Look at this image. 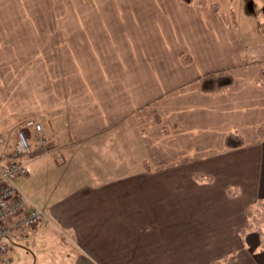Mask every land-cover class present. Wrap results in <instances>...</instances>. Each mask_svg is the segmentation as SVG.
Returning a JSON list of instances; mask_svg holds the SVG:
<instances>
[{"label": "crops", "instance_id": "crops-1", "mask_svg": "<svg viewBox=\"0 0 264 264\" xmlns=\"http://www.w3.org/2000/svg\"><path fill=\"white\" fill-rule=\"evenodd\" d=\"M45 1L0 0V156L28 118L45 141L26 129L16 183L44 219L9 264H264L242 231L264 201V0H79L65 19ZM221 71L232 85L202 91Z\"/></svg>", "mask_w": 264, "mask_h": 264}, {"label": "built area", "instance_id": "built-area-1", "mask_svg": "<svg viewBox=\"0 0 264 264\" xmlns=\"http://www.w3.org/2000/svg\"><path fill=\"white\" fill-rule=\"evenodd\" d=\"M25 128H31L39 134L41 126L33 119L24 122ZM41 147L44 141H37ZM31 152L30 143L23 130L16 135L10 154L0 161V261L9 263L7 255L11 249L12 238L20 231L37 227L44 219L42 209L33 206L20 192L16 180L27 173L21 158Z\"/></svg>", "mask_w": 264, "mask_h": 264}, {"label": "trees", "instance_id": "trees-1", "mask_svg": "<svg viewBox=\"0 0 264 264\" xmlns=\"http://www.w3.org/2000/svg\"><path fill=\"white\" fill-rule=\"evenodd\" d=\"M184 4L209 6L214 12L220 10L217 4L208 3L207 0H181ZM223 19L229 24L234 25L235 19L233 13H221ZM183 56V55H182ZM186 63L187 61L184 60ZM232 76L230 73L221 71L204 76L201 80V89L205 93L218 94L226 91L232 85ZM260 81H264L262 76ZM258 134L264 138V125L258 127ZM26 132V131H25ZM225 146L228 149L239 148L243 145V140L236 132H230L226 135L224 140ZM200 179V178H198ZM247 220L243 233L246 231H255L259 234L260 248H264V201L257 200L253 205L247 209Z\"/></svg>", "mask_w": 264, "mask_h": 264}, {"label": "rangeland", "instance_id": "rangeland-1", "mask_svg": "<svg viewBox=\"0 0 264 264\" xmlns=\"http://www.w3.org/2000/svg\"><path fill=\"white\" fill-rule=\"evenodd\" d=\"M90 2H91V0H83L84 4H90ZM96 3H97V0H96ZM74 4L75 5L79 4V0H49V2L45 1L44 5L48 9L45 10L44 15H48V16L50 15L53 17V19H63V18L65 19L66 17L68 18V16H73V14H71V11H72ZM262 13H264V9L262 10ZM36 14L38 15L37 12H36ZM41 14H42V12L40 13V15ZM59 16H60V18H58ZM256 41H258V42L252 44V48H254V50H251V52L264 54V43L260 39H257ZM251 52H250V55H252ZM20 129H21V126L20 127L18 126V128L16 130H14L13 134H14L15 139H16L17 132ZM25 135L29 139L27 132H25ZM36 135L38 136L35 139L36 141H38V139H40V138L43 139L42 131L40 132V134H36ZM15 139L13 140L14 141L13 144H15ZM11 150H13V148ZM11 150L8 151L6 154L0 156V161H2L3 159H6V157L10 154ZM29 258H31V259L28 260L26 258H22V259L18 260L14 254L11 256L12 264H35L33 257H29ZM1 264H4V263H1Z\"/></svg>", "mask_w": 264, "mask_h": 264}]
</instances>
